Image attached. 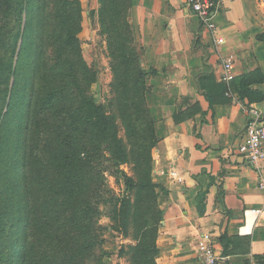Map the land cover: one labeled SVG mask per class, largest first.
Wrapping results in <instances>:
<instances>
[{"label":"trees","instance_id":"16d2710c","mask_svg":"<svg viewBox=\"0 0 264 264\" xmlns=\"http://www.w3.org/2000/svg\"><path fill=\"white\" fill-rule=\"evenodd\" d=\"M0 4L8 6L16 22L9 36L0 30V47H7L0 54V138L6 144L11 137L18 178L17 205L11 210L19 215L17 236L9 262L87 264L104 242L97 232L100 210L95 204L101 172L129 162L135 174L125 175V183L127 190L136 189V197L124 198L113 217L127 233L132 224L135 243L130 252L125 247L122 252L130 253L133 264H158L164 218L159 198L167 191L153 180L158 136L146 81L157 71L140 65L128 20L131 0H100L99 9L100 32L107 35L113 58L115 107L126 138L91 93L98 74L84 56L81 0ZM263 82L264 73L258 70L236 78L239 98L250 104L263 100L264 93L253 88ZM104 156L114 166H104Z\"/></svg>","mask_w":264,"mask_h":264},{"label":"crops","instance_id":"0c3cea01","mask_svg":"<svg viewBox=\"0 0 264 264\" xmlns=\"http://www.w3.org/2000/svg\"><path fill=\"white\" fill-rule=\"evenodd\" d=\"M81 2L80 37H94L100 0ZM128 20L141 66L157 71L146 80L158 136L153 180L167 191L159 198L164 218L157 263L203 264L199 236L205 232L225 257L222 264H264V161L256 166L237 152L247 101L235 80L220 79L228 59L235 79L264 73V0L222 5L215 35L187 0H131ZM105 72L111 75L108 67ZM253 88L264 93V82ZM253 104L264 109V99Z\"/></svg>","mask_w":264,"mask_h":264},{"label":"rangeland","instance_id":"374dc122","mask_svg":"<svg viewBox=\"0 0 264 264\" xmlns=\"http://www.w3.org/2000/svg\"><path fill=\"white\" fill-rule=\"evenodd\" d=\"M15 23L13 14L11 15L8 11V6L0 4V27H2L0 30L9 36ZM23 27L24 24L22 25V28ZM100 30L101 27L94 37H80L84 56L89 65L93 67L98 74L97 81L92 85L91 93L95 95L98 103L104 107L105 112L115 118L121 137L126 138L121 116L115 107L112 85L114 81L112 70L113 58L110 56L107 35L102 34ZM13 32H17V26ZM134 46L136 47V51L140 53L137 45L134 44ZM6 49L7 47H0V54L5 53L4 51H6ZM8 57L7 55V58ZM16 59L17 56L15 55L14 60ZM107 67L111 71V75L109 76H107L105 72ZM12 78L10 83L13 82ZM148 95L149 86L147 89V97ZM2 107L4 109L3 112H5L7 105H3ZM10 138L11 137L8 136V139ZM8 139L6 144H4L3 139L0 138V240H2L4 246V248L1 247L0 250L5 249L7 251V253H5V250L0 252V264H11L9 260H11V256L14 255L11 252V244L17 236L16 218L19 216L16 211H13L14 215L11 211L12 208L17 205L18 178L17 164L15 161H12V151H15V147L12 149V141H8ZM104 153L105 152H103V154ZM21 155L22 154L19 155L20 158ZM101 161L104 166H114L111 161L106 160L105 156ZM95 166H97L98 169L100 161H96ZM133 168V165L128 162L121 165L119 164L118 167H105V169H103L104 172H101L103 181L101 188H98V196L95 204L100 210V215L97 218V232L99 238L103 239L104 242L95 249L93 255L87 261V264H133L129 252L130 246L135 243L134 228L132 224L131 226L129 225L128 233L125 230L118 229L119 223L113 217V210L116 206H120L124 198L130 196L132 200H135L136 189L127 190L125 183V175L134 176L135 173ZM124 247L129 252H122Z\"/></svg>","mask_w":264,"mask_h":264},{"label":"built area","instance_id":"2783aa9c","mask_svg":"<svg viewBox=\"0 0 264 264\" xmlns=\"http://www.w3.org/2000/svg\"><path fill=\"white\" fill-rule=\"evenodd\" d=\"M229 1L236 0H187L188 6L193 11L203 26L208 27L213 35L218 31L214 21V15L217 9ZM216 43H224V38H217ZM220 79L225 83H231L235 80L232 72V61L227 60L223 64V70L220 73ZM230 95V91L227 93ZM247 122L243 134V140L237 147V152L243 155L249 163L259 165L264 161V109L255 104L245 103ZM182 182V179H179ZM264 187V185H263ZM257 213L260 210H256ZM202 247L201 260L203 264H222L225 257L217 252L213 236L209 233H201L199 236Z\"/></svg>","mask_w":264,"mask_h":264}]
</instances>
